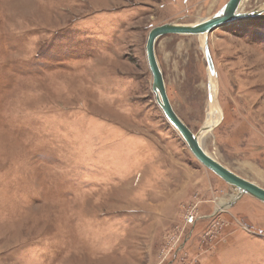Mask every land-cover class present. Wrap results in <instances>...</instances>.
<instances>
[{"label": "rangeland", "instance_id": "1", "mask_svg": "<svg viewBox=\"0 0 264 264\" xmlns=\"http://www.w3.org/2000/svg\"><path fill=\"white\" fill-rule=\"evenodd\" d=\"M227 1L0 0V264H264V203L195 157L146 52L152 27ZM202 39L156 41L170 102L264 187V12L213 29L208 55ZM210 62L222 118L202 133Z\"/></svg>", "mask_w": 264, "mask_h": 264}, {"label": "water", "instance_id": "2", "mask_svg": "<svg viewBox=\"0 0 264 264\" xmlns=\"http://www.w3.org/2000/svg\"><path fill=\"white\" fill-rule=\"evenodd\" d=\"M242 1L243 0H228L220 11L213 14L209 19L195 24L169 22L152 27L147 38L146 52L148 64L153 75L152 89L155 93L157 103L161 107L167 119L175 126V128L181 134L185 143L188 145L195 157L205 167L213 171L225 182L230 184L234 188V191L239 194L237 198H239L240 195L249 194L255 197L256 199L260 200L261 202H264V187L236 173L228 166L211 156L208 152L206 153L203 149L204 147H202L203 145H200L196 134L175 111L167 94L164 75L159 66L158 58L155 51L156 41L159 37L165 34H208L213 29L220 27L224 24H229L234 21L246 19L252 16H258L259 14L264 12V10L261 8L241 12L239 11V7ZM205 53L208 55L207 46ZM209 67H211L213 70L211 62L209 64ZM202 130L203 128L201 129V131Z\"/></svg>", "mask_w": 264, "mask_h": 264}, {"label": "bare ground", "instance_id": "3", "mask_svg": "<svg viewBox=\"0 0 264 264\" xmlns=\"http://www.w3.org/2000/svg\"><path fill=\"white\" fill-rule=\"evenodd\" d=\"M245 1L246 0H243L242 1V3L240 4V7H239V11H241V12H246V9H245ZM226 4V3H225ZM224 4V5H225ZM224 5H223V7H224ZM222 7V8H223ZM222 8H220V10L222 9ZM259 8H261V9H263L264 10V6L263 7H259ZM219 10V11H220ZM215 14V13H214ZM259 15H262V13L261 14H259ZM212 16V15H211ZM211 16H208V17H206V18H203V19H201V20H199V21H196V22H194V23H191V24H195V23H198V22H201V21H204V20H206V19H209ZM195 35H198V36H201V38L203 37V39H202V46H203V49H204V52H206V46H207V42H206V40H207V36H208V34H206V33H202V34H195ZM159 63V62H158ZM159 66H160V64H159ZM161 68V67H160ZM150 69V68H149ZM162 70V69H161ZM208 71H209V77L211 78V81L213 82V85L210 87V85H209V88H210V103H211V105H210V108H212V110L209 108V113L210 112H214V113H212V117H211V121H210V123H205L204 124V127H202L203 128V130H202V133H206L208 130H210V129H212L213 127H215L219 122H220V120H221V118H222V115L220 116L219 115V112H220V108H219V106H218V99H217V89H218V82H217V79H216V77H215V75H214V73H213V71L214 70H212V68L211 67H209V69H208ZM214 82H216V83H214ZM209 83H210V79H209ZM217 113V117L216 116H214L215 114ZM210 115V114H209ZM184 121V120H183ZM193 131V130H192ZM194 132V131H193ZM195 134H196V137L198 138V140H199V143H200V145H202V137L199 135V133H196V132H194ZM181 135V134H180ZM203 136V135H202ZM203 147V146H202ZM204 149V148H203ZM205 150V149H204ZM205 152H206V150H205ZM207 153V152H206ZM234 189V188H233ZM235 195H236V197H238V193L237 192H233V194H232V198L233 197H235ZM244 195V194H243ZM245 195H249V194H245ZM240 196H242V195H240ZM249 196H251V195H249ZM251 197H253V196H251ZM264 203V202H263Z\"/></svg>", "mask_w": 264, "mask_h": 264}, {"label": "built area", "instance_id": "4", "mask_svg": "<svg viewBox=\"0 0 264 264\" xmlns=\"http://www.w3.org/2000/svg\"><path fill=\"white\" fill-rule=\"evenodd\" d=\"M193 219H194V216H191V217H190V221H192Z\"/></svg>", "mask_w": 264, "mask_h": 264}]
</instances>
